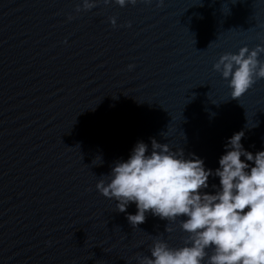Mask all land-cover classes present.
Masks as SVG:
<instances>
[{"label": "water", "instance_id": "obj_1", "mask_svg": "<svg viewBox=\"0 0 264 264\" xmlns=\"http://www.w3.org/2000/svg\"><path fill=\"white\" fill-rule=\"evenodd\" d=\"M82 3L0 0V264H138L154 239L184 246L185 217L134 228L136 205L96 188L138 141L212 170L236 132L264 151V79L237 100L213 68L264 46V0Z\"/></svg>", "mask_w": 264, "mask_h": 264}, {"label": "clouds", "instance_id": "obj_2", "mask_svg": "<svg viewBox=\"0 0 264 264\" xmlns=\"http://www.w3.org/2000/svg\"><path fill=\"white\" fill-rule=\"evenodd\" d=\"M111 2L103 0L105 5ZM114 2L125 7L137 0ZM97 3L83 0L82 8L90 10ZM157 3L162 6L164 0ZM111 24L116 26L115 17ZM262 53V45L251 50L245 46L237 54L221 55L213 65L228 81L233 99L264 79ZM244 135L239 131L228 139L215 170L206 168L195 154L186 156L183 149L173 150L151 138V151L138 141L126 160L115 162L102 176L96 188L117 202L119 212L136 205V213L127 214L134 228L146 221L148 213L168 222L185 217L180 220L188 234L184 246L170 247L165 240L154 239L150 256H137L138 264H264V151H247L241 143ZM210 177L219 178V186L212 185L214 194L204 191Z\"/></svg>", "mask_w": 264, "mask_h": 264}]
</instances>
